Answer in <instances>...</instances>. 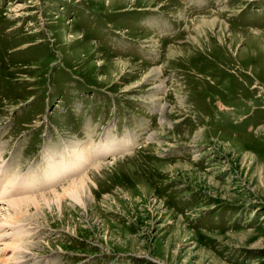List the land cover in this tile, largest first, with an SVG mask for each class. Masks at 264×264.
Segmentation results:
<instances>
[{"label":"rangeland","instance_id":"1","mask_svg":"<svg viewBox=\"0 0 264 264\" xmlns=\"http://www.w3.org/2000/svg\"><path fill=\"white\" fill-rule=\"evenodd\" d=\"M0 174V264H264V0H0Z\"/></svg>","mask_w":264,"mask_h":264},{"label":"bare ground","instance_id":"2","mask_svg":"<svg viewBox=\"0 0 264 264\" xmlns=\"http://www.w3.org/2000/svg\"><path fill=\"white\" fill-rule=\"evenodd\" d=\"M119 62L123 63V62H131V60H122V59H118ZM128 64V63H127ZM156 72V71H155ZM157 73V72H156ZM153 138V137H151ZM78 142V141H77ZM79 144V143H78ZM75 147H73V150L68 153L67 155V163L64 162L65 157L59 156L58 158V163H55V158L52 155V153H48L46 152V155L44 156V160H45V167L42 169L41 171V176L40 177H36L35 175H33V173L30 172H25L24 174H22V178L18 176H16V174L12 177L9 178V185L13 186L14 188H16V191H26V189H32L30 188V184L33 183H28L26 180H28V178L33 181L36 180L37 183L39 185L43 186H52L54 184L57 185V182H61L62 180L66 179L68 176L72 175V174H76L79 172H83L85 169L86 164H90V160L94 159L95 156H97L96 158H100V155H105V153L110 152V148H108L107 150L105 149L104 143L101 145H99V147H97L94 151H92L90 154V159L88 156V151H87V144L83 147L82 145H79V147L77 146V144H74ZM109 147V146H108ZM122 148V147H121ZM116 150V149H115ZM106 151V152H105ZM45 154V151H44ZM71 157L73 158V160L71 159ZM102 165H96L94 168L95 169H100ZM8 168V167H7ZM6 168H3V171H5ZM1 176V174H0ZM74 176V175H73ZM89 174L87 173L84 177H82L79 180H73L71 182H68L66 185L62 186V194H65L67 197H69L70 199H73L76 202L80 201V196L81 193L86 192V187L84 186V182L85 180L88 178ZM5 178V176H3ZM66 181V180H65ZM6 183V182H5ZM36 184V183H35ZM37 186V185H36ZM12 187V188H13ZM14 190V189H13ZM15 191V192H16ZM4 195H9L8 190H6L5 193H2L1 196ZM53 195V197H55L56 200H59L62 196L64 195H59L58 191L54 190L52 191L49 195H42L41 199L43 201H47L48 197ZM10 196V195H9ZM38 198H31V197H25L22 199H17L14 201H10L8 203V205H10V209L13 208L15 210V208L20 209L19 212L22 210L24 211V215H21L17 213L16 216H9L6 214H3L4 217V223L2 224H13L10 222H14L15 224L18 223H27L30 222V218L25 217V213L27 209H29V207H34L36 210L40 209L39 206V202L37 201ZM9 209V210H10ZM0 210H5L2 206H0ZM8 211V210H6ZM13 213H15L13 211ZM16 214V213H15ZM19 215V217H18ZM32 221V220H31ZM39 246V244H31L30 247L33 248H37Z\"/></svg>","mask_w":264,"mask_h":264}]
</instances>
